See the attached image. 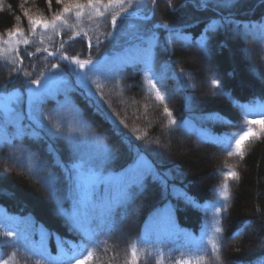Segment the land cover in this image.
<instances>
[{"label": "trees", "instance_id": "16d2710c", "mask_svg": "<svg viewBox=\"0 0 264 264\" xmlns=\"http://www.w3.org/2000/svg\"><path fill=\"white\" fill-rule=\"evenodd\" d=\"M63 7L57 0H0V41L17 29L23 37L17 55L0 52V86H5L0 93L24 94L26 79H39L53 64L65 78L55 94L43 99L39 115L33 106V123L27 127H35L34 134L0 141V205L26 222L17 224L18 239L4 237L6 229L0 228V260L71 264L61 257L77 250L81 259L93 253L88 264H264V125L247 124L264 119L258 114L264 111V0H235L230 6L209 0L207 7L199 0L125 3L139 17L118 18L122 28L114 30L115 47L104 41L91 50L80 38L63 41L78 32L87 33L93 43L103 39L119 6L101 11L103 17L79 18L63 13ZM57 15L62 19L56 28L37 40L39 32L34 33L28 16L51 22ZM213 21L219 26L201 44ZM134 47H146V55L119 71L104 72L106 62L97 70L86 69L96 93L91 100L77 83L74 66L60 58L96 61ZM37 49L57 54H35ZM97 98L115 116L119 135L96 114ZM249 127L258 136L244 142L241 157L235 141ZM92 134L102 142L92 143ZM77 140L86 152L100 156L110 149L107 167L113 173L132 165L139 154L152 165L143 174L142 191L113 210L114 227L96 231L91 239L69 222L79 215L68 171L77 162L71 143ZM231 172L236 176L227 175ZM86 217L80 220L89 227ZM40 233L48 236L46 243L39 241ZM213 243L219 245L215 251Z\"/></svg>", "mask_w": 264, "mask_h": 264}, {"label": "snow or ice", "instance_id": "6c2138e0", "mask_svg": "<svg viewBox=\"0 0 264 264\" xmlns=\"http://www.w3.org/2000/svg\"><path fill=\"white\" fill-rule=\"evenodd\" d=\"M51 0H49V3ZM142 0H84L82 3L81 0H57V3L63 4L64 7L62 9L63 13H71L75 12L77 18H79L83 12L85 6L93 8L98 16L103 17L105 12H101L99 9L103 7L105 11H107L112 6L116 5L119 6V11L111 14V26L113 29L119 31L122 28V25L118 24V18L128 16L129 9L125 8L124 5L127 3L129 7H132L133 4H139ZM201 7H207L209 0H199ZM223 6H230L235 0H220ZM152 4H156V0H152ZM175 11V9H171ZM27 15V14H26ZM145 19L147 17H144ZM19 19V17H17ZM62 17L57 15L54 17L53 21H44L40 19H35L31 16H28V20L33 25V31L35 27L38 25H42L45 28H48L50 25H54L56 21L61 20ZM227 22V21H225ZM218 22L213 21L205 29V34L200 37V42L203 44L205 41H208L210 37L207 35L209 32H215L218 27ZM165 28H170V25H163ZM262 27V34H264V26ZM245 32H247V26H245ZM17 35L20 34V30L17 29ZM177 34L178 33H174ZM13 35L12 32H9V36ZM77 38L80 40L87 41V48L91 50L93 47V42L90 37L87 36V33H76L74 37H70V40L75 41ZM105 40L112 42V47H115V40L116 36L114 33L109 32L105 35ZM25 44H29L30 42L26 39L24 40ZM103 41H99L97 39L96 47H99ZM40 52V49L36 50ZM46 51V49H45ZM27 55L32 56L33 53H27ZM49 56H54V53H49ZM62 60H67L69 65L74 63L78 66L79 70H83L88 66V70L94 71L97 70L100 65L98 62H94L92 60H80L78 57H68L66 55H62L60 57ZM23 61L21 60V64ZM52 69H58V65L53 64L51 66ZM120 65H111V66H104V72H116L119 71ZM75 75L77 76V83L80 84L85 89V95L90 100L93 97H96V93L91 90L90 81L88 80L87 75L83 71H75ZM16 75H19V69H17ZM25 78L28 77V73L26 72ZM41 79L35 80H27L26 83L28 84V91L31 93L30 103L33 104L35 111L39 115V105L43 102V99L50 93V82L53 78L51 71L47 73H41ZM11 79V78H9ZM148 83L152 86V88L156 89V98L160 101L165 99V96L160 92L159 88L156 87V83L154 80L149 79ZM212 84L215 86L220 85V81L212 80ZM35 86L34 88L32 86ZM5 86H0V91L3 90ZM99 101L98 103L96 100L93 101L94 107L96 109V114L100 115L106 122L114 125V133L119 135L121 133V129L119 123H117L115 116L109 112L104 106L102 98H97ZM241 107H247L246 105H242ZM251 111V109H250ZM164 112L168 115H171L169 109L165 106ZM261 117H264V111L258 113ZM31 118V117H29ZM170 123H175V121H170ZM248 125L253 124H261L264 125V119L260 120H248ZM27 127V126H23ZM57 131H60V126L57 124L55 125ZM261 131H264V127L261 128ZM252 136H258V133L254 132L251 127L248 128L247 131L242 132L239 135V138L235 141V151L241 157H243V146L244 142ZM92 143H101L102 138L92 134L91 137ZM72 150L76 163L73 164L72 168L69 171V178L73 180V187L77 192L78 202L80 204L86 205L88 208V214L86 217L87 224L89 227H85L79 215H74L70 218L69 222L74 229L82 230L85 237L87 239H91L92 236L95 234L96 231L102 230L105 227H114V221H111L110 216L113 213V210L119 206L124 200H130L134 195L139 194L142 189L143 185L141 183L143 172L142 170L137 167L135 169H130L128 172L125 173H113L109 171L107 165L109 161L112 159L111 150H107L103 156H100L94 152H86L84 150V142L83 141H72ZM232 155L233 153L230 151L228 153ZM3 175V173H0ZM227 175H231L233 177L236 176V173L231 172ZM54 191V190H53ZM225 196L227 194L225 193ZM219 211V209H217ZM61 214L66 215L61 209ZM94 225V227H91ZM5 227L4 225H0V228ZM221 228H217L216 232H221ZM3 236L6 238H16L17 233L11 230H6L3 232ZM219 248L218 244H212V250L215 251ZM75 254V253H74ZM132 257L133 261L136 258V249L135 247L132 248ZM93 258V253L91 251L88 252V255L85 256L83 259L76 260V264H88ZM0 264H8L7 260H0ZM178 264L180 262L178 261ZM184 264H188L187 261Z\"/></svg>", "mask_w": 264, "mask_h": 264}, {"label": "rangeland", "instance_id": "374dc122", "mask_svg": "<svg viewBox=\"0 0 264 264\" xmlns=\"http://www.w3.org/2000/svg\"><path fill=\"white\" fill-rule=\"evenodd\" d=\"M116 6V5H114ZM100 11H104L105 9L101 7L99 9ZM129 13L132 14V11L129 10ZM71 14L75 17V12H71ZM86 14H97L96 11L93 8H90L88 6L84 7L83 12L81 16H84ZM80 16V17H81ZM60 21V20H59ZM56 28V24L50 25L48 28L43 27L42 25H38L35 27L34 33L39 32L38 34L35 33V37L38 40V37H41V39L47 38L46 37V31L52 30ZM41 35V36H39ZM59 42L61 41V36H59ZM23 42V37L17 34H13L9 36L6 40L0 41V52H12L14 51L17 55L20 51L19 44ZM146 47H134L127 49L123 52L116 53L113 55L105 56L107 59L104 61L106 62L104 66H111V65H120L123 66L125 64L131 63L136 60L142 59L146 53H147ZM103 57L102 59H104ZM102 59L96 60L94 62L101 63ZM68 62L67 60H63ZM101 61V62H100ZM69 64V62H68ZM74 66L76 71H83L86 73V69L91 67L88 66L83 70H79L78 66L74 63L71 64ZM52 73V80L50 82V88L51 91L47 96H51L56 93L58 88L61 87V85L65 82V78L55 73L56 69H49ZM47 70L45 73L49 72ZM40 77L39 79H41ZM77 80V76H76ZM35 87L34 85L32 86ZM30 97L31 93L28 91V89L25 91V93H21L18 90H12L8 92L0 93V141L5 139H10L13 135H20L24 133H35V127H23L27 126L28 123H33V104L30 103ZM31 117V118H29ZM149 166L152 168V165L148 160L145 158L143 154H139L136 158L135 162L130 165L129 167L125 168L123 171L119 173H125L128 172L130 169H135L139 167L143 174L146 173L149 169ZM75 207L77 212L80 215V218H84L88 214V208L86 205L80 204L77 201L75 202ZM2 219V221H1ZM19 220V221H18ZM0 222L6 227L7 230H11L17 233L16 238H19V231L21 230L18 225L21 227H24L26 225L25 218L20 215H14L9 213L5 210L3 206L0 205ZM18 224V225H17ZM39 232L44 233V229L40 227ZM40 236V242H47L48 236H44L43 234H39ZM75 253V254H74ZM81 259L79 254L77 252L72 251L69 255V259L67 262H70L71 264H76V260Z\"/></svg>", "mask_w": 264, "mask_h": 264}, {"label": "bare ground", "instance_id": "6f19581e", "mask_svg": "<svg viewBox=\"0 0 264 264\" xmlns=\"http://www.w3.org/2000/svg\"><path fill=\"white\" fill-rule=\"evenodd\" d=\"M185 143V142H184Z\"/></svg>", "mask_w": 264, "mask_h": 264}]
</instances>
